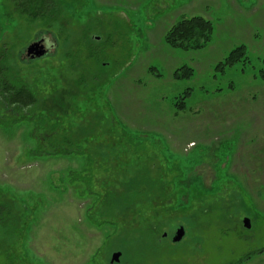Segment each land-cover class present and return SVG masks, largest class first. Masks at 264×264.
<instances>
[{"label":"rangeland","instance_id":"rangeland-1","mask_svg":"<svg viewBox=\"0 0 264 264\" xmlns=\"http://www.w3.org/2000/svg\"><path fill=\"white\" fill-rule=\"evenodd\" d=\"M55 1L48 27L0 0L7 65L37 101L32 120L0 121V201L21 216L0 227V264H264V0ZM192 16L210 42L167 46ZM42 36L45 55L27 57ZM240 45L247 63L216 68ZM65 132L77 140L59 150L85 155L52 154Z\"/></svg>","mask_w":264,"mask_h":264},{"label":"trees","instance_id":"trees-1","mask_svg":"<svg viewBox=\"0 0 264 264\" xmlns=\"http://www.w3.org/2000/svg\"><path fill=\"white\" fill-rule=\"evenodd\" d=\"M39 2V3H37ZM22 7L18 8L17 11L20 15L27 16L31 19H43V24L45 26H50L52 22H56L58 18H60L63 7L61 4H58L55 0L47 1V0H26V2H20ZM33 6H32V5ZM37 4V5H36ZM79 25V24H78ZM213 33V25L212 23L201 17V16H192L189 18H181L180 20L173 23L165 32L163 36V42L169 46L170 48H179L181 50H197L201 49L210 42L211 35ZM84 35V34H83ZM91 47V44H90ZM6 49L2 48L0 45V108L3 111L4 115L1 116L0 121L4 124L13 127V124L16 121H30L36 115L35 105L37 103L36 98L33 92L30 90L28 85L19 77V75L12 71L7 65V56ZM246 58V47L244 45H240L234 49H232L228 55L225 57L224 61L219 63L216 68L219 67H229L237 63L245 64L247 63ZM151 72V70H149ZM193 69L188 66H182L176 69L173 72L174 79H187L191 76ZM152 73V72H151ZM256 77L264 81V56L260 60V66L257 69ZM178 108H181L178 106ZM10 116V117H7ZM40 120L36 121L34 124V131L31 136L37 131L38 126L44 121L48 120L47 118H43L39 116ZM114 124V123H113ZM121 123L114 124L116 129H120L122 131V137H126L128 140V144L134 142L135 137L140 135L133 134L129 132L125 127L120 126ZM94 129V128H93ZM60 136V144H57V150H52V154L54 155H66V154H76V155H85L83 151L80 150V147L77 145L75 147L70 148L67 152H62L59 150V146L62 144H70L76 142V134L75 133H62ZM140 139V138H139ZM49 141V138L47 139ZM134 144V143H132ZM135 145V144H134ZM136 146V145H135ZM33 156H40V154H45L47 156H51L52 154L49 152H44L36 147L31 151ZM90 156H87V161L90 162ZM90 164V163H89ZM87 169V168H86ZM88 172V169L87 171ZM84 183L87 188H89L91 184V177L87 176L83 177ZM176 185V190H178V185ZM179 191V190H178ZM137 195V194H136ZM182 196V195H181ZM145 200V197L142 198ZM125 200V199H124ZM21 216L15 212L14 207L9 201H0V227L2 226H12L14 228L19 229V220ZM14 230H10V236L8 239H13L12 235L15 233Z\"/></svg>","mask_w":264,"mask_h":264},{"label":"water","instance_id":"water-1","mask_svg":"<svg viewBox=\"0 0 264 264\" xmlns=\"http://www.w3.org/2000/svg\"><path fill=\"white\" fill-rule=\"evenodd\" d=\"M42 41H43V39L40 38L38 41L30 43L28 45V47L25 48V55L31 59L40 58L43 55H45L46 50L44 49V46L41 44ZM243 225L245 227H249L248 219L243 220ZM183 236H184V229L182 226H179L177 228V230L175 231V234H174L172 240H173V242H178L182 239ZM118 256H119V253H114L112 255L111 262L118 261Z\"/></svg>","mask_w":264,"mask_h":264},{"label":"flooded vegetation","instance_id":"flooded-vegetation-1","mask_svg":"<svg viewBox=\"0 0 264 264\" xmlns=\"http://www.w3.org/2000/svg\"><path fill=\"white\" fill-rule=\"evenodd\" d=\"M41 39H43V38H41ZM39 40V39H38ZM37 40V41H38ZM41 44L44 46V49L47 51L48 49H49V45L47 44V42H46V39H43V41L41 42Z\"/></svg>","mask_w":264,"mask_h":264},{"label":"clouds","instance_id":"clouds-1","mask_svg":"<svg viewBox=\"0 0 264 264\" xmlns=\"http://www.w3.org/2000/svg\"><path fill=\"white\" fill-rule=\"evenodd\" d=\"M43 37V36H42ZM43 39H46V42H47V44L48 45H51L52 43H53V41L52 40H47V38L46 37H43Z\"/></svg>","mask_w":264,"mask_h":264},{"label":"crops","instance_id":"crops-1","mask_svg":"<svg viewBox=\"0 0 264 264\" xmlns=\"http://www.w3.org/2000/svg\"><path fill=\"white\" fill-rule=\"evenodd\" d=\"M164 34V33H163Z\"/></svg>","mask_w":264,"mask_h":264}]
</instances>
